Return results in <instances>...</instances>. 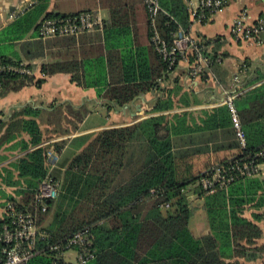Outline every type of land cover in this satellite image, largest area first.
Returning a JSON list of instances; mask_svg holds the SVG:
<instances>
[{
	"label": "trees",
	"instance_id": "16d2710c",
	"mask_svg": "<svg viewBox=\"0 0 264 264\" xmlns=\"http://www.w3.org/2000/svg\"><path fill=\"white\" fill-rule=\"evenodd\" d=\"M45 1L36 0L34 13L21 17L12 25L8 30L15 29L11 41L24 39L30 31L37 36L38 19L45 13ZM144 9L149 29L147 47L127 51L125 55L120 51H108L105 60L84 62L74 58L43 64L38 79L13 72L0 74V98L31 84L39 87L47 77L68 74L77 87L95 89L108 113L148 93L161 94L146 118L128 126L100 131L70 160L60 181L48 174L51 169L47 165L48 152L53 150L56 155L61 154L68 139H55L45 144L42 143L43 133L56 137L74 134L87 111L69 109L72 121L64 117L61 107L45 113L46 119L37 114L36 118L40 117L42 124L50 128L43 133L37 122L25 121L28 113H14L8 124H0V146L15 134L23 133L30 138L29 147H35L13 165L17 180L29 187L20 193L22 202L26 204L32 200L33 190L45 179L57 182L60 185L58 197L40 217V223L48 220L46 230L51 242L88 228L94 254L91 264L255 262L264 253V248L257 245L262 236L260 223L264 222V181L241 177L233 169L244 157L252 158L259 152L264 154V76L253 80L244 77L233 87L241 93L234 100V107L246 135V148L242 151L226 106L205 114L200 125L190 121L188 112L173 113L171 95L177 94L178 89L168 90L165 84L173 78L178 65L170 67L156 50L145 5ZM168 11V15L159 12L155 26L159 39L171 47L173 35L180 31L174 20L185 29L190 16L181 0H175L174 8ZM115 16V12L111 14L110 22H116ZM65 18L45 14L42 20ZM120 20L121 15L118 23ZM21 23L25 26L20 33ZM108 27L104 24L101 30L107 33ZM198 42L203 55L211 60L208 68L215 73L221 58L218 54L220 38ZM24 45L35 47L32 43ZM39 47L42 48L40 43ZM192 61L190 55L189 62ZM20 64L24 63L0 57V66ZM26 68L33 71L31 65ZM172 82L177 84V78ZM64 123L69 127H64ZM51 139L53 137L46 140ZM210 143L212 147L208 148ZM29 147L25 145L22 149ZM220 152L228 154L207 157ZM254 162L264 166V156ZM217 172L222 179L213 182ZM8 174L7 185L20 183L13 180L14 175ZM231 177L234 180L228 182ZM202 179L214 185L211 194L202 189ZM189 191L202 200L208 227V233L202 236H195L189 228L194 213L188 199ZM250 209L253 211L248 218L245 212ZM51 211L53 215L49 218ZM29 264H50V259L37 256Z\"/></svg>",
	"mask_w": 264,
	"mask_h": 264
},
{
	"label": "crops",
	"instance_id": "0c3cea01",
	"mask_svg": "<svg viewBox=\"0 0 264 264\" xmlns=\"http://www.w3.org/2000/svg\"><path fill=\"white\" fill-rule=\"evenodd\" d=\"M159 1L161 11L167 15L169 13L168 9H173L175 6V0ZM181 1L190 16L191 8L188 1ZM37 4L36 0H0V57H9L20 60L25 65L33 66L32 77H35V79L40 78V70L43 64L74 58L84 62L105 60L108 51H120L125 55L127 51H135L139 47L149 45V29L143 0H46L45 13L38 21H42L45 14L69 17L88 13L94 19L100 21L102 25L109 26L107 33H104L101 29H95L77 37L41 39L38 32L36 36L35 33L30 31L24 39L11 41L14 37L12 32L15 29L13 28V31L8 30L14 23L20 21L21 17L34 13L33 8ZM162 6L169 8L166 9ZM19 7L24 8V13L15 20L10 21L9 14ZM242 10L246 11L248 23L250 24L264 20V0H226V8L223 12L209 15L203 24H193L190 22L189 17V24L185 29L178 23L179 21L176 18V20L173 18L179 29L196 41H208L216 38L221 40L218 53L221 58L219 59L217 73H213L208 69L204 78L206 80L192 79L185 71L183 63L180 62L176 72L172 75L173 78H177V84L172 82L173 78L171 77L165 84V88L168 90L176 91L178 89L177 94L171 95L174 102L173 113L188 112L190 121L194 125H200L205 114H209L215 108L223 106L221 101L224 99V90L231 93L236 92V89H233L234 85L237 84L233 81L235 77H238L241 81L244 77L253 80L259 75L264 76V32L260 35L259 44L234 41L230 38V25ZM114 12L116 13V22L112 23L110 19L111 14ZM120 15L122 20L118 23V16ZM22 26L23 29L20 33L24 31L25 25ZM10 36L12 37L10 38ZM28 43L35 44V47H25L24 44ZM39 43L42 46L41 49H39ZM160 95L157 91L148 93L129 105L108 113L97 97L95 89L77 87L71 82L70 75L56 74L47 77L39 87L31 84L18 92H10L5 97L0 98V124H8L14 113L25 111L28 113L26 114L28 116L24 118L25 121L37 122L43 133L46 129L50 130L42 124V120H39L42 116L46 119L45 113L61 107L64 117L72 121L68 112L69 109L86 110L88 114L83 122L79 124L78 130L74 134L56 137L54 134L46 132L47 137H53L51 140H46L43 133L42 138L44 141L42 143L45 144L55 139H68L61 154L56 155L53 150L48 152L47 165L51 166L48 174L53 179L60 181L70 160L80 153L100 131L113 126H128L146 118V113L151 110L156 98ZM37 114L40 115L38 119L36 118ZM119 122H124V124H119ZM63 126L69 127V124L64 123ZM29 139L27 134H15L10 141L0 146V188L4 190L2 194L5 195V198L0 197V219L6 203L13 202L20 205L29 203H23L20 196V193L26 191L29 187L23 185L20 179L17 180L18 178L13 170V165L18 160H21L29 151L35 149V147H29ZM25 145L29 147L28 150L22 149ZM207 147L211 148V143ZM227 154L220 152L215 155L209 154L207 157L213 158ZM50 155H55V162H49ZM60 160H62L61 163ZM8 172H10V177L11 174L14 175L13 180L20 182L18 185H7ZM255 178L264 181V166L259 167V172ZM188 199L191 202L193 200L194 203H198L197 196L193 195L192 191L188 192ZM251 211L253 209L245 212L248 218H250ZM197 213L202 215L204 230L201 234H197V229L190 230L195 236H202L208 233L202 206L201 211ZM260 228L262 229V236L257 245L264 248V222L260 223ZM248 264H264V253L260 259Z\"/></svg>",
	"mask_w": 264,
	"mask_h": 264
},
{
	"label": "built area",
	"instance_id": "2783aa9c",
	"mask_svg": "<svg viewBox=\"0 0 264 264\" xmlns=\"http://www.w3.org/2000/svg\"><path fill=\"white\" fill-rule=\"evenodd\" d=\"M191 8L190 22L203 24L209 15L221 13L226 8V0H187ZM147 9L152 29V43L156 50L170 67L183 63L188 75L192 79L201 80L205 77L211 60L203 55L199 42L194 40L184 31L180 30L173 35L172 46L168 47L159 39L155 20L161 11L159 0H143ZM24 13V8H16L9 14V20L13 21ZM102 24L88 13H81L65 19H44L39 23L38 36L41 39L57 37H77L83 33L101 29ZM264 32V20L255 24L248 23L245 10L231 23L229 34L234 41L260 43V35ZM192 56V63L189 56ZM219 61V59H218ZM17 73L32 76L33 73L25 64L17 66H0L1 73ZM206 80V79H205ZM239 83L238 77L233 79ZM240 92L231 93L224 90V99L221 105L228 108L231 116L232 129L235 139L242 151L246 148V135L240 123L234 100ZM264 156L259 152L254 157H244L233 169L241 177L252 178L259 172L260 165L254 161ZM55 155H50L49 162H55ZM217 172L212 180L222 179ZM234 178L228 179V182ZM201 186L207 193L214 191V185L207 179H202ZM222 186V185H221ZM60 185L52 178H47L33 190V198L26 205L6 203L0 219V264H29L37 256H45L50 259V264H91L94 254L91 249L89 229L84 228L65 239L51 242V235L46 230V222L40 223V217L48 212L49 206L58 197ZM69 250L76 251L74 263L65 261V253Z\"/></svg>",
	"mask_w": 264,
	"mask_h": 264
},
{
	"label": "rangeland",
	"instance_id": "374dc122",
	"mask_svg": "<svg viewBox=\"0 0 264 264\" xmlns=\"http://www.w3.org/2000/svg\"><path fill=\"white\" fill-rule=\"evenodd\" d=\"M119 124H124V122H119ZM44 135H45V138L47 139V138H50V136H48L47 137V133H44ZM62 162V160H60V163ZM1 176V175H0ZM6 176V175H5ZM8 179L9 178H7V181H8ZM6 181V182H7ZM2 191L4 192V190L2 189V188H0V197H2V198H5V195L4 194H2ZM193 198V197H192ZM198 203H194L193 202V200H192V202H190V207L192 208V209H194V213H193V216H192V218H191V220H190V223H189V228L190 229H197V231L199 232H197V234H201L202 233V231L204 230V223H203V219H202V215H199L197 212H200L201 211V206H202V200H198L197 201ZM201 204H200V203ZM55 207H57V205L55 206ZM197 210V211H196ZM52 212V211H51ZM203 213H204V211H203ZM51 214V213H50ZM53 215V212H52V214L49 216V218H52L51 216ZM196 217V218H195ZM47 222H48V220H47ZM47 222H46V225H47ZM194 225V226H193ZM203 228V229H202ZM202 229V230H201ZM65 261L66 262H69V263H74V260H75V258H76V251L75 250H69V251H67L66 253H65Z\"/></svg>",
	"mask_w": 264,
	"mask_h": 264
}]
</instances>
